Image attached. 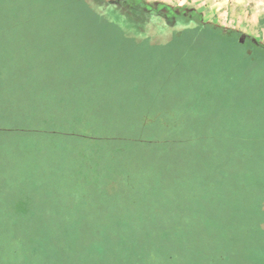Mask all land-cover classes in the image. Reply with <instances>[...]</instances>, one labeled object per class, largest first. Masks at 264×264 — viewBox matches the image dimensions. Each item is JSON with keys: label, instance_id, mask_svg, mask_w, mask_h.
<instances>
[{"label": "rangeland", "instance_id": "obj_1", "mask_svg": "<svg viewBox=\"0 0 264 264\" xmlns=\"http://www.w3.org/2000/svg\"><path fill=\"white\" fill-rule=\"evenodd\" d=\"M260 29L264 0H0V264H264Z\"/></svg>", "mask_w": 264, "mask_h": 264}, {"label": "crops", "instance_id": "obj_2", "mask_svg": "<svg viewBox=\"0 0 264 264\" xmlns=\"http://www.w3.org/2000/svg\"><path fill=\"white\" fill-rule=\"evenodd\" d=\"M258 26L260 27V25L258 24ZM257 30V29H256ZM261 30V32H263L264 30L263 29H260ZM261 44L260 45H262V46H264V41H262V42H260Z\"/></svg>", "mask_w": 264, "mask_h": 264}]
</instances>
